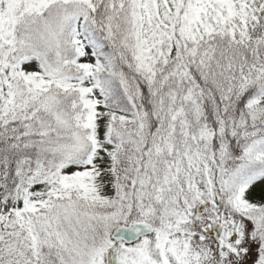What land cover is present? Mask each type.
Listing matches in <instances>:
<instances>
[{"label":"snow or ice","instance_id":"6c2138e0","mask_svg":"<svg viewBox=\"0 0 264 264\" xmlns=\"http://www.w3.org/2000/svg\"><path fill=\"white\" fill-rule=\"evenodd\" d=\"M0 264H264V0H0Z\"/></svg>","mask_w":264,"mask_h":264}]
</instances>
